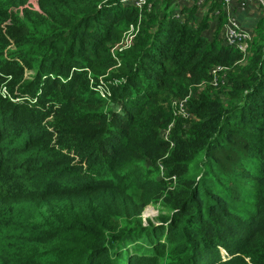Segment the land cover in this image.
Masks as SVG:
<instances>
[{"label":"trees","instance_id":"16d2710c","mask_svg":"<svg viewBox=\"0 0 264 264\" xmlns=\"http://www.w3.org/2000/svg\"><path fill=\"white\" fill-rule=\"evenodd\" d=\"M225 2L0 0V264H264V13L242 51Z\"/></svg>","mask_w":264,"mask_h":264},{"label":"built area","instance_id":"2783aa9c","mask_svg":"<svg viewBox=\"0 0 264 264\" xmlns=\"http://www.w3.org/2000/svg\"><path fill=\"white\" fill-rule=\"evenodd\" d=\"M126 1H130L136 4L137 6H142L146 2V0H126ZM232 1L234 0H226L225 2L228 8L229 17H228V24L226 26V30L224 33V38L226 39L227 42L231 44H235L239 47V49L245 51L246 48L248 47V38H250V34L241 30L243 28L239 25L238 21L235 18V9H233L234 6L232 4ZM250 1L252 2L253 0H244L241 4ZM258 1L264 4V0H258ZM241 4L238 5V8L241 6Z\"/></svg>","mask_w":264,"mask_h":264},{"label":"rangeland","instance_id":"374dc122","mask_svg":"<svg viewBox=\"0 0 264 264\" xmlns=\"http://www.w3.org/2000/svg\"><path fill=\"white\" fill-rule=\"evenodd\" d=\"M232 4L237 5L238 1L234 0L232 1ZM254 6L251 4L250 2H244L243 4H241V6L238 8V5L235 9V18L238 21L239 25L243 28V29H247V30H252L253 27L249 24H253V19L252 18V12L257 10V14L259 15V13H264V7H262L259 3L258 0L253 2ZM259 4V6H258ZM256 7V8H255ZM252 20V22H251ZM117 61L120 62L121 59H119L118 57H116ZM158 215V210L155 206L153 205H149L145 211H144V219H155L156 216Z\"/></svg>","mask_w":264,"mask_h":264},{"label":"crops","instance_id":"0c3cea01","mask_svg":"<svg viewBox=\"0 0 264 264\" xmlns=\"http://www.w3.org/2000/svg\"><path fill=\"white\" fill-rule=\"evenodd\" d=\"M256 8V7H255ZM252 18H255V19H253L254 21H253V24H249V25H251L252 27L254 26V24H255V22H256V20H257V18L259 17V15H260V13H259V15L257 14V10H255V11H253L252 12ZM251 22H252V20H251Z\"/></svg>","mask_w":264,"mask_h":264}]
</instances>
